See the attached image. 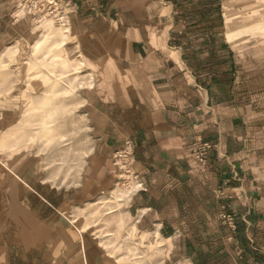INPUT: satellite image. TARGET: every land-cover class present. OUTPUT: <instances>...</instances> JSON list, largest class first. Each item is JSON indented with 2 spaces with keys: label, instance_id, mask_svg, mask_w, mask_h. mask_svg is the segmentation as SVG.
Masks as SVG:
<instances>
[{
  "label": "rangeland",
  "instance_id": "1",
  "mask_svg": "<svg viewBox=\"0 0 264 264\" xmlns=\"http://www.w3.org/2000/svg\"><path fill=\"white\" fill-rule=\"evenodd\" d=\"M1 1L2 20L10 11L22 22L10 31L0 26V39L9 42L0 49L7 50L0 59V161L17 164L29 153L48 177L77 182L94 141L82 108L83 88L94 76L73 20L147 21L156 36L169 30L186 55L200 51L189 61L192 69L214 73L205 82L219 86L186 118L189 125L179 132L184 141L165 174L166 160L159 175L146 174L130 141L113 153L111 188L77 206L70 218L79 234L84 231L91 258L161 264L168 246L175 247L168 264L186 254L209 264H255L254 253L264 259V0ZM50 19L67 31L65 45L51 48L55 60L31 49L43 30L39 20ZM60 37L55 32L47 43ZM132 182L136 187L128 191ZM136 193L163 225L146 230L147 223L135 222L146 212L131 210ZM161 231L171 236L164 239Z\"/></svg>",
  "mask_w": 264,
  "mask_h": 264
},
{
  "label": "crops",
  "instance_id": "2",
  "mask_svg": "<svg viewBox=\"0 0 264 264\" xmlns=\"http://www.w3.org/2000/svg\"><path fill=\"white\" fill-rule=\"evenodd\" d=\"M4 4L0 0V8ZM3 14L0 26L4 30H13L22 22L10 11L4 21ZM150 25L147 21L128 24L122 19L73 20L71 29L93 68L94 79L83 88L82 104L93 130V145L77 182L74 176L66 180L48 177L29 153L22 154L17 164L7 158L0 161V264H116L100 255L91 258L86 252L84 231L79 234L70 219L75 208L111 188L115 179L112 155L126 141L137 147L134 157L142 164L140 168L147 167L146 174L159 175V166L166 160L165 174L184 141L179 132L189 125L186 118L195 113L197 103H207L212 90L219 88L205 82V78L212 81L214 73L192 69L189 61L197 60L200 51L186 55L184 43L172 42L169 30L156 36ZM8 43L0 39V49ZM197 48L201 46L193 50ZM136 196L131 198V210L138 213L146 208V212L137 214L135 222L147 223L146 230L163 225L164 218L151 214L150 203H140ZM160 233L164 239L171 236ZM175 243L179 248L180 241ZM163 249H168V256L161 264H168L175 247ZM252 260L264 264L258 253ZM178 262L209 264L192 254L179 255L170 264ZM239 263L247 264L245 260Z\"/></svg>",
  "mask_w": 264,
  "mask_h": 264
},
{
  "label": "bare ground",
  "instance_id": "3",
  "mask_svg": "<svg viewBox=\"0 0 264 264\" xmlns=\"http://www.w3.org/2000/svg\"><path fill=\"white\" fill-rule=\"evenodd\" d=\"M47 19V18H44ZM39 23H43V30L41 31V34L38 38L35 39V41L32 44V48L34 53H39L40 51H42V56L43 57H49L51 60H55V58H57L59 55L58 53H51V48L53 47V45H55L56 43L59 45H65V36H66V28H65V24L60 22L59 25H57V23H55L53 20H47L46 22H41V20H39ZM41 25V24H39ZM57 32L59 34V36H61L58 40L54 39V42L51 41L50 44L47 43L48 38L50 35H52L53 33ZM53 40V39H51ZM7 50L5 49L4 51H2L0 53V59L3 58V56H5V52ZM11 51V50H10ZM33 53V54H34ZM36 54V55H37ZM7 56V55H6ZM5 58V57H4ZM3 58V60H4ZM43 59V58H42ZM66 62H68L69 60L66 59ZM42 63V62H41ZM46 63V62H45ZM48 66V65H47ZM32 74V73H31ZM64 74V73H63ZM32 78V77H31ZM31 81V80H28ZM136 186H133V182L128 186V191L134 189Z\"/></svg>",
  "mask_w": 264,
  "mask_h": 264
},
{
  "label": "built area",
  "instance_id": "4",
  "mask_svg": "<svg viewBox=\"0 0 264 264\" xmlns=\"http://www.w3.org/2000/svg\"><path fill=\"white\" fill-rule=\"evenodd\" d=\"M49 1H52V0H49Z\"/></svg>",
  "mask_w": 264,
  "mask_h": 264
}]
</instances>
